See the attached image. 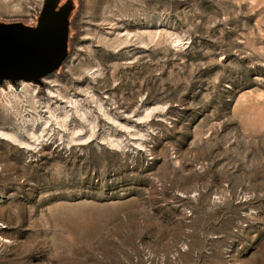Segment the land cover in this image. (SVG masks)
I'll return each instance as SVG.
<instances>
[{
    "label": "rangeland",
    "instance_id": "obj_1",
    "mask_svg": "<svg viewBox=\"0 0 264 264\" xmlns=\"http://www.w3.org/2000/svg\"><path fill=\"white\" fill-rule=\"evenodd\" d=\"M74 2L61 69L0 86V264H264V0Z\"/></svg>",
    "mask_w": 264,
    "mask_h": 264
},
{
    "label": "water",
    "instance_id": "obj_2",
    "mask_svg": "<svg viewBox=\"0 0 264 264\" xmlns=\"http://www.w3.org/2000/svg\"><path fill=\"white\" fill-rule=\"evenodd\" d=\"M44 0L37 24L0 21V86L29 82L43 86L69 57L70 18L74 0Z\"/></svg>",
    "mask_w": 264,
    "mask_h": 264
},
{
    "label": "trees",
    "instance_id": "obj_3",
    "mask_svg": "<svg viewBox=\"0 0 264 264\" xmlns=\"http://www.w3.org/2000/svg\"><path fill=\"white\" fill-rule=\"evenodd\" d=\"M188 49H189V48H187V49L183 52L184 55L187 54ZM169 53L172 54L173 52L170 51ZM179 54H180V53H179ZM181 55H182V54H181ZM170 62H171V61H168V60H167V63H168V64H170ZM153 99L161 100V98H158L157 96H152L151 93H148V94L146 95V99H145L146 101H148V102H149V101H154Z\"/></svg>",
    "mask_w": 264,
    "mask_h": 264
},
{
    "label": "flooded vegetation",
    "instance_id": "obj_4",
    "mask_svg": "<svg viewBox=\"0 0 264 264\" xmlns=\"http://www.w3.org/2000/svg\"><path fill=\"white\" fill-rule=\"evenodd\" d=\"M67 2V0H60V3H59V6H58V9L60 7H62L65 3ZM74 12L75 10L73 11L72 15H71V18H70V34H71V29H72V18H73V15H74ZM27 26H30V27H34V25H28V24H25ZM36 26V25H35ZM69 43H70V37H69Z\"/></svg>",
    "mask_w": 264,
    "mask_h": 264
}]
</instances>
